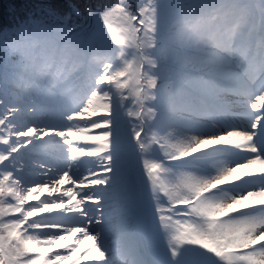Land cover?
Listing matches in <instances>:
<instances>
[{
	"label": "clouds",
	"instance_id": "obj_1",
	"mask_svg": "<svg viewBox=\"0 0 264 264\" xmlns=\"http://www.w3.org/2000/svg\"><path fill=\"white\" fill-rule=\"evenodd\" d=\"M102 8L110 13L104 23ZM5 37L0 123L28 118L0 154V164L11 157L5 167L16 171L21 193L8 203L22 208L0 235V264H34L32 242L52 246L74 233L76 241L94 237L93 264H264V173L209 188L264 160V0H40ZM100 108L103 115L87 118ZM86 130L104 141L69 135ZM219 136L218 163L206 174L177 168L170 187L157 179L159 169H170L165 161ZM122 147L139 161L159 156L156 170L142 173L162 255L134 243L118 261L103 226L90 224L87 201L98 202ZM61 177L79 203L62 193L24 200Z\"/></svg>",
	"mask_w": 264,
	"mask_h": 264
},
{
	"label": "rangeland",
	"instance_id": "obj_2",
	"mask_svg": "<svg viewBox=\"0 0 264 264\" xmlns=\"http://www.w3.org/2000/svg\"><path fill=\"white\" fill-rule=\"evenodd\" d=\"M111 79L115 81L118 78L114 77ZM106 82L107 80L102 81V83ZM125 86L127 85L125 84ZM103 114L104 109L100 108L95 113L89 111L87 118H96ZM27 118V114L22 113L14 121L13 125H9L6 122L0 123V129H3V134L0 136V154L7 155L6 144L17 139L15 129L23 126ZM32 131H28L24 133V135L30 136L32 135ZM69 135H75L77 137L75 138L76 141L85 144L104 141V137L96 130H86L85 134L72 132L69 133ZM229 135L235 137L236 134L229 133ZM223 139H225L223 136L202 139L195 147L191 148L189 152H184L182 155H179L176 160L165 161V163L170 165V169H159L158 171L160 174L157 179L164 183L165 186L170 187L171 185L168 183L169 175L177 168H184L190 172L206 174L214 164L218 163L213 156V149ZM150 150L151 146L148 148V151ZM9 159H11V157L5 159L3 163L8 165ZM151 159L157 161L146 159L139 161L133 154H129L126 148L122 147L118 154V166L113 171V174L109 176V181L105 182L101 193L97 196L98 202L91 199L87 201L90 204H94V216L90 220V224L97 223L103 226L105 231L104 234L110 244L112 242L116 245L117 259L127 256L128 247L134 243H142L150 254H163V247L154 225L152 201L150 200L143 182V166L146 170H156L155 168L146 166L145 162L147 161L149 165L158 163L159 156L153 154ZM251 165L254 167H251ZM11 170L14 178L11 179L10 176V180L3 185L9 196L16 201V197L21 193L15 186L18 183L16 171L14 169ZM245 172L256 176L264 173V161L251 160L243 169L234 170V174L223 177V179L218 180L216 184L209 185V188H214L216 185H223L225 182H233L235 184L236 174L243 176ZM97 174L104 175L99 169L97 170ZM137 176L139 177L138 181H135ZM67 183V180L63 184L58 183L54 189H49L47 186H44L39 189V194L37 196H33V193L37 192V189L32 188L24 197V200L26 202H32L42 198L46 194L62 193L64 197H71V199L68 200V204L79 203L80 201L76 191L71 189L64 191L63 185ZM248 186V183L236 185L238 191L246 189ZM88 187L95 188L96 185L86 184L84 190H87ZM245 201L251 204L259 203L257 199L251 196L245 197ZM15 213L19 214L20 212L15 211ZM19 231L22 232V229H19ZM75 235L74 233L73 237H69L64 241H58L52 246L44 244L37 246L35 242H32L28 254L35 258L33 260L36 263L39 261L41 262V260H46L49 263L43 261V264H93V261L98 260L100 255L97 248L92 247L94 237L88 236L76 241L74 239ZM72 243L77 244L74 249H70ZM42 249L46 251H41Z\"/></svg>",
	"mask_w": 264,
	"mask_h": 264
},
{
	"label": "trees",
	"instance_id": "obj_3",
	"mask_svg": "<svg viewBox=\"0 0 264 264\" xmlns=\"http://www.w3.org/2000/svg\"><path fill=\"white\" fill-rule=\"evenodd\" d=\"M40 0H0V41L5 39V28L13 29L19 28L20 25L27 19L28 14L34 9V6L39 3ZM56 4L63 5L65 0H55ZM103 2V0H99ZM3 56V52H0V57ZM124 73H120L119 77L113 76L112 78H122ZM122 80V79H121ZM122 83L124 81L122 80ZM103 98L101 97V101ZM3 134V129H0V136ZM6 164H0V235H8V228L12 224L14 218L18 217L15 211H22V208H13L9 201H15L4 189V183L7 182L9 177L14 178L11 168L6 169ZM138 176L135 181H138ZM13 183V182H11ZM137 186V185H136ZM15 232L11 235L15 236ZM38 258V257H36ZM35 259V258H33ZM41 262H34V264H43ZM47 262V261H46ZM49 263V262H47Z\"/></svg>",
	"mask_w": 264,
	"mask_h": 264
},
{
	"label": "snow or ice",
	"instance_id": "obj_4",
	"mask_svg": "<svg viewBox=\"0 0 264 264\" xmlns=\"http://www.w3.org/2000/svg\"><path fill=\"white\" fill-rule=\"evenodd\" d=\"M112 2H115V0H112ZM101 11L103 12V16L101 17L100 22H101V23H104V22L107 21V19H108L110 13L107 12V11H104L103 8L101 9ZM95 14H96L97 16H100V13H99V12H97V13H95ZM257 107H258V105H257ZM31 131H32V129H29V132H31ZM73 138L75 139V138H77V137L74 135ZM145 164H146V166H149V167H151V168H155V167H157L156 164H151V165H149L147 161L145 162ZM65 182H66V178L61 177L59 183L63 184V183H65ZM41 251H46V250H45V249H42Z\"/></svg>",
	"mask_w": 264,
	"mask_h": 264
},
{
	"label": "bare ground",
	"instance_id": "obj_5",
	"mask_svg": "<svg viewBox=\"0 0 264 264\" xmlns=\"http://www.w3.org/2000/svg\"><path fill=\"white\" fill-rule=\"evenodd\" d=\"M253 164V163H252ZM256 165V164H255ZM259 165V164H258ZM253 165H251V167H252ZM254 167V166H253ZM113 246L115 247L116 245H114V243H113Z\"/></svg>",
	"mask_w": 264,
	"mask_h": 264
}]
</instances>
